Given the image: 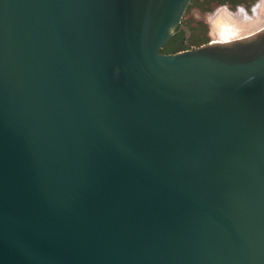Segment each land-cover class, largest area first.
I'll use <instances>...</instances> for the list:
<instances>
[{"label": "water", "instance_id": "95a60500", "mask_svg": "<svg viewBox=\"0 0 264 264\" xmlns=\"http://www.w3.org/2000/svg\"><path fill=\"white\" fill-rule=\"evenodd\" d=\"M189 3L0 0V264H264V28Z\"/></svg>", "mask_w": 264, "mask_h": 264}, {"label": "bare ground", "instance_id": "6f19581e", "mask_svg": "<svg viewBox=\"0 0 264 264\" xmlns=\"http://www.w3.org/2000/svg\"><path fill=\"white\" fill-rule=\"evenodd\" d=\"M208 18L213 40L211 43L236 40L264 28V0L253 7L251 14L241 9L230 13L221 8Z\"/></svg>", "mask_w": 264, "mask_h": 264}, {"label": "flooded vegetation", "instance_id": "af4514ba", "mask_svg": "<svg viewBox=\"0 0 264 264\" xmlns=\"http://www.w3.org/2000/svg\"><path fill=\"white\" fill-rule=\"evenodd\" d=\"M259 1L260 0H190V3L188 4L182 18V23L188 28L189 34L186 35L184 31H178L173 35V37L163 48H165L171 42H174V44L178 47V49L179 50L182 49L183 51L197 49L201 47L203 44H208L211 40L209 39V36L205 34L203 35L201 34L204 33L206 30L211 31L208 22L209 20L207 19H209L208 17L214 14L216 10L223 8L227 12L234 13L237 12L239 9H241L247 14H251L253 7L256 6ZM192 7L196 8L198 12L201 13L203 12L202 20L204 23L203 25L205 26L204 28L203 26L199 27L198 30L199 32H201V34H199L198 37H201L202 39L204 37L202 44L192 42V38L196 37L199 33L195 30V28H193L190 25L186 17L187 11ZM161 52L164 53L163 51Z\"/></svg>", "mask_w": 264, "mask_h": 264}, {"label": "rangeland", "instance_id": "374dc122", "mask_svg": "<svg viewBox=\"0 0 264 264\" xmlns=\"http://www.w3.org/2000/svg\"><path fill=\"white\" fill-rule=\"evenodd\" d=\"M202 15H203V12L202 13L201 12H198L196 10V8H194V7L190 8L187 11V13H186L187 20L189 21L190 25L193 28H195V30L197 32H199L198 31L199 30V27H202L203 26V28H204V26H205V25H203L204 23H203V20H202V17H203ZM210 32L211 31H209V30H206L202 34H201V32H199L196 37H193L192 38V42L193 43H199V44H202L203 43L202 41H203L204 37H203V39L201 37H198L199 34H201V35H203V34L208 35L209 36V39H211L210 42H212L213 40H212V37L210 35ZM203 45H205V44H203ZM162 51L164 53H176V52H180V51H183V50L182 49L179 50L178 47L174 44V42H171L165 48H163Z\"/></svg>", "mask_w": 264, "mask_h": 264}]
</instances>
